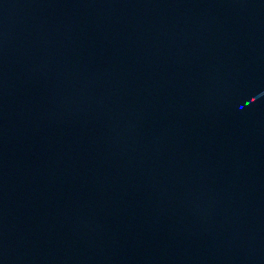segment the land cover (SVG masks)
I'll return each mask as SVG.
<instances>
[{"label": "water", "instance_id": "95a60500", "mask_svg": "<svg viewBox=\"0 0 264 264\" xmlns=\"http://www.w3.org/2000/svg\"><path fill=\"white\" fill-rule=\"evenodd\" d=\"M0 264H264V0H0Z\"/></svg>", "mask_w": 264, "mask_h": 264}]
</instances>
